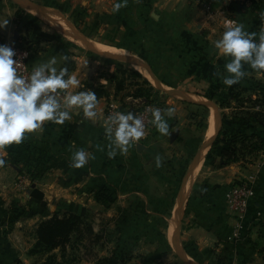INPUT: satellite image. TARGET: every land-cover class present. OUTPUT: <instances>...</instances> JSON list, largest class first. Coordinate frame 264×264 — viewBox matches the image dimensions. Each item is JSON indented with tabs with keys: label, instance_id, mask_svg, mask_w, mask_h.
<instances>
[{
	"label": "crops",
	"instance_id": "crops-1",
	"mask_svg": "<svg viewBox=\"0 0 264 264\" xmlns=\"http://www.w3.org/2000/svg\"><path fill=\"white\" fill-rule=\"evenodd\" d=\"M116 2L0 0V24L8 21L0 27V44L30 47L33 68L54 57L58 70L66 67L81 80L83 87L74 91L91 89L98 97L95 121L77 111L71 121L45 122L42 131L7 147L6 164L0 167V264H45L50 258L56 264H123V259L132 264H264V121L248 115L264 113V106L242 107L239 118H229L231 107L216 100L227 98L233 88H240L244 98L262 97L264 71L245 65V78L228 87L223 76L231 58L214 47L226 30L222 11L259 34L264 0H128L113 12ZM28 3L45 10L27 8ZM205 3L212 5L213 15L206 14ZM89 12L97 13L104 26L124 32L119 42L97 43V49L127 54L137 62L81 48L79 29L63 15ZM117 49L125 52L117 54ZM109 59L129 63L132 72ZM140 87L175 109L166 117L171 134L154 127L144 144L109 158L105 108L111 102L125 110L137 108L147 101L135 97ZM225 129L252 135L258 147L226 162L221 145L214 147ZM81 148L94 158L82 168H71L72 154ZM157 155L161 167L156 166ZM25 160L43 162L46 173L24 195L16 179ZM176 177L181 178L177 186ZM240 179L250 182L252 194L244 226L234 236L238 218L226 195ZM100 189L116 194L115 211L103 220H86L92 234L73 235L65 248L32 251L40 222L58 210V202L75 204L84 214L102 204L95 197ZM14 202L34 213L16 219L9 210ZM141 215L145 220H137Z\"/></svg>",
	"mask_w": 264,
	"mask_h": 264
},
{
	"label": "clouds",
	"instance_id": "clouds-1",
	"mask_svg": "<svg viewBox=\"0 0 264 264\" xmlns=\"http://www.w3.org/2000/svg\"><path fill=\"white\" fill-rule=\"evenodd\" d=\"M128 0H117L112 11L118 12L127 6ZM264 19V13H261ZM8 21L0 24L4 27ZM222 37L215 41L218 54L230 57L225 64L224 85L231 87L245 78V65L257 72L264 71V29L259 34L246 30L243 23L229 22ZM258 36V39H257ZM15 50L0 44V167L6 164V149L19 145L26 134L42 131L45 122L63 125L71 121L73 113L80 111L85 120L95 121L98 117V97L91 90L74 91L83 87L76 74H69L66 67L59 70L53 57L35 66L29 77L18 74L19 60L14 59ZM67 59V57H65ZM175 109L152 110V125L162 135L170 136L166 117H171ZM105 134L110 151L109 158L118 153L127 154L129 147L137 144L145 136L142 117L132 112H116L104 121ZM92 157L83 148L71 157V168H82ZM156 166H162V158L157 155Z\"/></svg>",
	"mask_w": 264,
	"mask_h": 264
},
{
	"label": "trees",
	"instance_id": "trees-1",
	"mask_svg": "<svg viewBox=\"0 0 264 264\" xmlns=\"http://www.w3.org/2000/svg\"><path fill=\"white\" fill-rule=\"evenodd\" d=\"M243 0H236L238 2ZM18 14H20L18 12ZM20 45H24L20 43ZM25 46V45H24ZM30 48V47H29ZM240 89V88H239ZM238 88H233L225 101L220 102L222 107H229L231 100H234L236 93L238 92L237 98L241 97V90ZM247 89V88H246ZM135 97H145L147 101L157 100L151 98L149 95V88L140 87L134 93ZM244 98V97H243ZM255 106H264V95L261 97L254 98ZM246 101V100H245ZM242 112V111H241ZM249 116L257 118L264 121V113H248ZM258 143L253 140L252 135H245L238 132H233L232 130H222L214 143V147L217 148L221 145V155L226 160V162H232L239 159V154L244 155L245 149H255L258 147ZM12 160V159H11ZM10 160V161H11ZM14 162V160H12ZM17 163V162H16ZM22 163V162H21ZM41 161H28L25 160L21 166V170L27 169L30 176L35 179H41L45 170L41 166ZM181 179V178H180ZM99 199V198H97ZM37 244L32 250L35 253L43 251H51L55 248H65V246L71 242L73 235L78 237H84L86 234H92L93 229L89 222L86 221V216L74 212L72 210H63L59 213H54L50 217L43 219L37 228ZM124 260V261H123ZM122 263H125V259ZM45 264H56L55 260L50 258Z\"/></svg>",
	"mask_w": 264,
	"mask_h": 264
},
{
	"label": "rangeland",
	"instance_id": "rangeland-1",
	"mask_svg": "<svg viewBox=\"0 0 264 264\" xmlns=\"http://www.w3.org/2000/svg\"><path fill=\"white\" fill-rule=\"evenodd\" d=\"M84 5H87V4H84ZM25 7L30 8L28 6V4ZM90 11H94V9L93 8H90ZM86 14L78 15V14L75 13L74 15L69 14V15H63V16L69 22H71L72 24H74V26L79 29V32L87 38V40L89 41V43L92 44V45H94L95 47H96V44L97 43L98 44H105L107 42L108 43H110V42L111 43H116V42H119L121 40V38L124 35L123 30L121 31L120 29H117L115 25L104 26L103 24L99 23L98 22V20H99L98 18L99 17L97 15V13L89 12V13H86ZM121 21H122V24L125 23V20L124 19L121 20ZM64 25L66 26V24H64ZM137 25H139V21H138ZM66 28L68 29V32L73 33V30H72V28H71L70 25L69 26L67 25ZM67 34L69 35V33H67ZM81 48L85 52H89V53H93L94 54V52L92 50H90L89 48H87V46L82 42V40H81ZM98 49L99 50H104V51L106 50L103 47L98 48ZM135 50H137V48ZM121 52H125V51L118 50L116 53L117 54H122ZM137 54L139 56L141 55L139 52H137ZM124 55L127 56V54H124ZM128 56L135 57L136 55H134V54L132 55L131 54V55H128ZM110 61H112V63H114V64H119L120 67L123 66L122 68H124V66H125L126 68H124V69H126V71L128 73H131L132 70H133L132 66L129 63L127 64L126 62L117 61V60H114V59H111ZM233 92L236 93V96H238V92L237 91H233ZM239 95H241V94H239ZM236 96L234 97V100H231V103H230V106H229V107H231L229 113H227L228 114L227 116L229 118H230V116H233L234 118H239L240 114L243 112V111L242 112L240 111V108L245 107V106H248V108H251L255 104V102H254V100H255L254 98L255 97H246V98H243V96H241L240 98L239 97L237 98ZM150 97L151 98L152 97L153 98H158L155 95L150 96ZM227 98H228V96H227ZM221 99H223V102H224L226 98H221V97L220 98H216L217 102H219V105H221V103H220V102H222ZM144 102H146V100ZM144 102L139 103V105L140 104H143ZM41 166L45 170V164L43 162L41 163ZM170 166L173 167V165H170ZM45 173H46V170H45L42 178L44 177ZM41 179H35L34 180L30 176V174L27 171V169H25L24 171H22V170L20 171V174H19V176L16 179V185H17V188L20 190V193H23L25 195V194H28V192L30 191V189L36 183H38ZM175 179H176V183L174 185L177 186L178 183H179L180 177L179 178L176 177ZM95 197H96V199L99 198L97 200H98V202H100L102 204L101 205H97L93 209H88L87 211H85L84 214L82 213L83 210H81V208H79L78 210H76L75 209L76 207L73 208V206L75 204L73 205V204H71V203L69 204L67 202H62V203L61 202H58V204H57L58 207L56 208L58 210L56 212H54V213H59V212H61L63 210H72V211L77 212L79 214L85 215L86 216V220H96V219L103 220V219L106 218V215H105L106 213L115 211V208H112V205L115 203V200H116V194L114 192H111L108 189H100V190H98L96 192ZM11 205H12V207L9 210L12 213L14 212V217H16V219H18V217H26V216L28 217L29 214H33L34 213L32 210L27 209L26 207H24L25 206L24 203L14 202ZM79 206H81V205H79ZM96 210L99 213H102V215H98L99 213L98 212L96 213ZM117 211H119V212L120 211L121 212L123 211L124 212V210L121 209V208H119ZM103 215H104V217H103ZM139 215H140V213H139ZM148 215H149V213H148ZM150 215H153V214H150ZM137 220H145V218H142V215H141V217L139 216L137 218Z\"/></svg>",
	"mask_w": 264,
	"mask_h": 264
},
{
	"label": "built area",
	"instance_id": "built-area-1",
	"mask_svg": "<svg viewBox=\"0 0 264 264\" xmlns=\"http://www.w3.org/2000/svg\"><path fill=\"white\" fill-rule=\"evenodd\" d=\"M231 1H235V0H231ZM203 7L206 14H209L210 16L213 15V8L210 3L203 4ZM221 13H222L221 15H223L224 26H226L229 22H232L234 24L238 23L235 18L224 15L225 13L224 11H222ZM263 25H264V21H263ZM5 45L11 46L16 52V56L14 57V59L20 61L18 65V74L23 75L25 77H29L33 70V67L30 65V59L33 53L32 49L29 48L27 45L24 46L14 42H8ZM156 108L160 109L163 113V111L166 108H169V106L161 102L160 100H151L144 102L135 109L125 110L119 104L115 102H111L105 108L104 121L107 119L109 115H113L116 112H123L125 114L128 112H132L134 115L142 117L146 126L145 136L137 144L132 145V146H138L144 144L147 141V139L151 136L154 130L155 126L152 125L151 120H152V110ZM251 194H252L251 184L247 179L237 180V182H235L227 192L226 198L228 205L238 218L234 236H238L239 231L244 226V219L246 217L250 205ZM9 264H20V263L13 262ZM124 264H132V263L125 262Z\"/></svg>",
	"mask_w": 264,
	"mask_h": 264
},
{
	"label": "water",
	"instance_id": "water-1",
	"mask_svg": "<svg viewBox=\"0 0 264 264\" xmlns=\"http://www.w3.org/2000/svg\"><path fill=\"white\" fill-rule=\"evenodd\" d=\"M28 6L30 8H33L34 7V8L39 9V10H45L44 8H40L39 6L34 5V4H30V3H28ZM80 37H81L82 42L87 46V48H89L90 50H92V51H94V52H96V53H98L100 55H103V56H113L115 58H124L126 60H131L133 62H137L135 59L128 58L126 56L113 55V54L111 55V54H109V53H107L105 51H101V50L97 49V47H95L94 45L90 44L89 41L87 40V38L84 35L81 34Z\"/></svg>",
	"mask_w": 264,
	"mask_h": 264
}]
</instances>
